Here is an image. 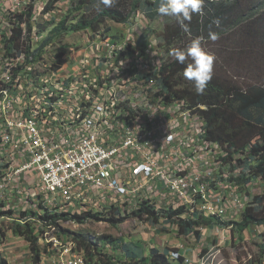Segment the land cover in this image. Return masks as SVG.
I'll return each instance as SVG.
<instances>
[{
  "label": "built area",
  "instance_id": "obj_1",
  "mask_svg": "<svg viewBox=\"0 0 264 264\" xmlns=\"http://www.w3.org/2000/svg\"><path fill=\"white\" fill-rule=\"evenodd\" d=\"M28 1L8 0L13 12H6V4L0 3V127H7V137H0V151H5V161H0L5 166V175L0 176V204L5 213L10 212L6 218L20 217L27 223L36 220L40 239L52 242L66 234L54 232L53 221L29 214V205L43 202L48 212L59 216L53 202H71L66 220L95 215L109 218V211H117V218L112 219L126 220L142 206L162 204H171L175 210L187 204L183 218L197 210L224 222L241 218L252 199L237 183L244 170L241 156L225 160L227 151L204 138V120L195 107L163 91L159 78L152 76L159 74L164 63L163 51L150 36L144 49L137 38H127L124 46L134 50V57L123 63V69H114L116 54L104 53V46L121 47L110 41H103L100 47L92 42L84 51L69 55L67 66L62 64L67 58L64 54L55 79L48 83H81L78 96L63 98L57 118H50L47 112H39L36 118L26 115L25 96L20 95L24 70H29L44 44L43 34L33 35L32 29H23V23L16 32L15 14L30 6L35 13L40 3ZM21 51H30V58L21 60ZM87 56H94L97 71L95 108H100L106 91L118 88L116 78L130 84L127 95L117 96L114 112L105 110L99 131L91 130L95 109L87 121L77 124H70L72 115L67 113V105L79 110L78 101L87 91L82 83ZM6 92H13V104H6ZM41 118H48L49 126H41ZM260 181L253 179L246 186L251 190ZM167 229H177V225ZM44 259L48 264H90L72 237L68 247L42 253L41 261Z\"/></svg>",
  "mask_w": 264,
  "mask_h": 264
},
{
  "label": "trees",
  "instance_id": "obj_2",
  "mask_svg": "<svg viewBox=\"0 0 264 264\" xmlns=\"http://www.w3.org/2000/svg\"><path fill=\"white\" fill-rule=\"evenodd\" d=\"M58 1L60 0H47L44 12L51 11ZM160 2L161 0H117V3L112 7L102 6L89 19L82 18L75 23H68L66 18L62 19L52 27L49 35L44 39L45 46L53 44L56 38L70 31L86 29L96 33L101 30L102 26H105L106 31H110V27L106 26L108 20L127 24L130 18L138 12H142L145 18L153 21L160 17L156 10ZM98 5L99 0H77L76 8L79 10L82 8L91 9ZM15 18L19 23L16 32L21 31L20 24L23 22H26L27 30L31 31L33 27L29 19L33 18L32 6L16 13ZM215 19H219V27L213 23ZM171 21L168 19L164 32L165 40L169 46L178 42L182 44L187 37L191 39L203 37L204 40L209 37L210 31L218 33L219 37H224L239 30L243 35L244 43L241 52L245 54L244 58H251L253 62L256 59L260 62L261 67L264 65V0H204L203 14L194 13L192 15L189 24L190 33H185L175 18H173V22ZM147 37V34H142L138 38V46L142 49L146 47ZM186 47L181 45L178 49L186 50ZM131 51L133 52L119 50L122 59L126 54L133 58L134 50ZM247 51L249 52L247 53ZM188 63H191L190 59L185 64H180L168 55L158 71L159 74L152 76L159 78L163 91L184 98L195 107V112L204 120V138L217 142L227 151L225 160L231 161L237 154L241 156L240 161L244 163V170L238 177L237 183L240 189L252 196V199L245 206L241 218L230 222L221 221L216 217H205L204 210H197V214L183 218V211H187L183 206L175 210L170 207L148 208V205H145L127 219L132 221H142L147 218L156 221L166 219V222L177 225L180 234L188 236L193 233L197 240L201 238L200 230L205 227L226 228L231 225L229 231L239 233L251 226L264 225V199L259 194H251L249 187L246 186L253 179H259L260 183H264V78L259 82L251 79L240 82L236 76L230 75L227 71L222 74L213 72L212 79L207 84L204 93L198 95L195 92L194 82L183 76V71ZM55 66L57 67V64ZM123 80V78H118L120 82ZM127 85L130 91V84ZM112 212L108 221L116 223V220L112 218H117V212ZM6 213L10 214V212ZM6 213L4 210H0V217L6 219ZM158 215L163 217L158 218ZM45 217L53 223H57L56 219L59 217L67 219L64 214L59 216L52 213L38 214V219H45ZM95 218L100 219L96 215ZM76 219L80 223L87 221L82 216H76ZM122 220L120 219L118 222H122ZM13 222V233L29 244L35 264L41 262L42 253H53L54 248L43 241H41L43 249L40 247V228L36 220L28 223ZM161 229L166 230V228ZM100 236L99 239L104 243L103 246H99L96 239L92 240L91 236L84 234H73L69 237L78 242L79 247L86 253L90 264H100L103 260L101 256L106 255L105 244L117 242L116 239H111L107 235ZM120 248L126 259L124 262L126 264H184L185 261L177 248L174 249L178 253L175 254L174 262L170 260L173 251L168 247L163 251L151 248L149 256H144L143 249L133 244L121 243ZM112 259L113 257L107 259V263L114 264ZM0 264H8V261L6 258H0Z\"/></svg>",
  "mask_w": 264,
  "mask_h": 264
},
{
  "label": "rangeland",
  "instance_id": "obj_3",
  "mask_svg": "<svg viewBox=\"0 0 264 264\" xmlns=\"http://www.w3.org/2000/svg\"><path fill=\"white\" fill-rule=\"evenodd\" d=\"M25 1L26 4L30 3L28 0ZM0 3L6 4V12L13 6V4H8V0H0ZM46 3L47 0H40L38 9H35V13H33L34 19L32 20L33 29L43 33L45 38L58 21L66 18L68 23H75L82 18L89 19L103 6L99 4L91 9L82 8L79 10L76 8L77 0H60L55 3L51 11L45 13L44 7ZM173 18L160 16L151 21L145 18L142 12H138L134 17L130 18L127 24L108 20L106 26L110 27V31H106L105 26H102L101 30L96 33L86 29L63 33L61 37L54 40L53 44L50 43L46 46L45 43L42 44L45 46V69L55 72V68L57 69L55 65L58 64L64 54L67 58L62 61V64L67 66L71 61V59H68L69 55L84 51L92 42L97 47H100L103 41H110L115 45L121 46H104V53L116 54V61L118 62H114V66H120L123 69V63H128L131 57L126 54L122 59L119 50L133 52L129 50V46H124L125 42L128 37L130 39H138L142 34L150 36L162 48L163 60L165 61L170 50L178 49L181 45L184 48L187 46V49L193 40L187 37L182 44L178 42L170 46L167 45L164 37L165 27L168 19L173 22ZM41 28H43L42 31H39ZM243 43L241 31L235 30L228 36L219 37L215 42L209 38L202 40V47L207 53L215 56L213 72L222 74L227 71L230 75L236 76L240 82L250 79L259 82L264 78V65L261 67L260 62L256 59L255 63L251 58H244L245 54L241 52ZM109 47L112 48L109 49ZM87 74L89 75L84 76ZM82 78H87L92 82L91 95L99 97L98 88H93L97 84L94 56H87V58L83 59ZM253 187V189L249 190L252 192L251 194H259L264 199V183L256 182ZM2 209L0 204V210ZM31 212L37 218L38 214L43 215L44 213L40 205L32 207ZM85 219L88 221L83 223L79 221L73 222L72 219L61 220V232L68 235H63V239H68L73 234H84L91 236L92 240L96 239L100 244L99 246L104 245L102 240L99 239L100 235H107L111 239H116L117 242L114 244H105L104 252L106 255L101 256L103 260L100 264H108L107 259L110 257H113L112 263L114 264H126L124 263L126 259L120 248L121 243H129L142 248L144 256H149L151 248L163 251L168 247L173 252L177 248L181 255L189 261L187 263L184 261V264H264V225L251 226L239 233H231L229 229L205 227L200 230L201 238L197 240L193 233L186 236L180 234L177 229H167L173 223L166 222V219L156 221L152 218H147L140 222L123 219L122 222L116 220V223L108 221L107 217L102 220L96 218ZM13 221L17 222V218L9 217L5 219L0 217V258H7L8 264H35L29 244L13 233ZM161 228H166V230ZM41 241L39 240V245L42 248ZM174 257L175 254L170 257L172 262H174ZM44 261L39 264H48Z\"/></svg>",
  "mask_w": 264,
  "mask_h": 264
},
{
  "label": "bare ground",
  "instance_id": "obj_4",
  "mask_svg": "<svg viewBox=\"0 0 264 264\" xmlns=\"http://www.w3.org/2000/svg\"><path fill=\"white\" fill-rule=\"evenodd\" d=\"M9 9L10 10L8 12H13V6ZM36 9H38V6ZM33 19L34 18H31V20L29 19L31 24L33 22ZM23 29H27L26 22H23ZM32 34L40 35L43 33L35 31V29L32 28ZM44 39L45 37L43 34V42ZM111 48L112 47H109V49ZM29 58L30 51H21V60H28ZM114 69L121 68L120 66H114ZM88 75L89 74L84 76ZM54 79L55 72L45 69V46L42 45L39 48V53L33 57V62L29 70H24L23 87H20V95L25 96L22 98V105L25 108L26 115H29V118L39 117V112H47L50 118H57V109L61 106V104H63V98H75L78 96V91L81 90V83L65 82L64 85L48 83V80ZM82 83H84V90L87 91L83 94L82 100L78 101L79 110H75L74 105H67V113L68 115H72L70 117V124H77L79 121H87V119L90 118V113L95 109V115H93V117L91 118V130L99 131V128H101V124L105 121V110L106 112H114V104L117 101V96L127 95L129 93V89L127 88L128 83H126V80L120 82L117 79L116 85L118 86V88H113L112 91H106V98H100V108H95L96 100L99 97L97 95H91L92 82L87 78H82ZM46 84L47 86H45ZM40 94L43 95L40 96ZM6 104H13V92H6ZM34 108H38V110H34ZM41 126H49V119L41 118ZM0 137H7V127H0ZM0 161H5V151H0ZM4 175L5 166H0V176ZM35 205L42 206L45 214L50 213L48 212V209L45 207V204L43 202H36ZM35 205H29V214L33 213L31 212V209ZM182 206L183 208L187 209V204H180V207ZM161 207H170L172 209L174 208L171 204H162ZM1 208H3L2 210H4V205L1 204ZM148 208H159V206L148 205ZM53 210H58V212L61 214H68V212H71V202H53ZM111 212L112 211H109V217ZM16 218L17 222H27L20 217ZM87 218L95 219V217ZM102 219L103 218H100V220ZM72 220L73 222H78L77 219ZM42 221L51 220L45 217V219H42ZM60 228V222L54 224V232H61ZM41 240L45 244L52 246L54 249L68 247L70 243V238L63 239V235L54 242L45 241L44 239Z\"/></svg>",
  "mask_w": 264,
  "mask_h": 264
},
{
  "label": "clouds",
  "instance_id": "obj_5",
  "mask_svg": "<svg viewBox=\"0 0 264 264\" xmlns=\"http://www.w3.org/2000/svg\"><path fill=\"white\" fill-rule=\"evenodd\" d=\"M117 0H99V4L105 7H112ZM204 0H161L157 7V12L163 17H174L180 28L185 33H190L189 24L192 15L203 14ZM187 22V23H186ZM213 23L219 27V19H215ZM211 41L215 42L219 39V34L209 32ZM203 37H196L191 41L190 46L186 50L172 49L169 55L178 63L185 64L187 60H191L183 71L185 79L194 82L195 92L202 95L211 81L213 76V64L215 56L207 53L202 47Z\"/></svg>",
  "mask_w": 264,
  "mask_h": 264
},
{
  "label": "crops",
  "instance_id": "obj_6",
  "mask_svg": "<svg viewBox=\"0 0 264 264\" xmlns=\"http://www.w3.org/2000/svg\"><path fill=\"white\" fill-rule=\"evenodd\" d=\"M32 255V254H31ZM7 259V258H6Z\"/></svg>",
  "mask_w": 264,
  "mask_h": 264
}]
</instances>
